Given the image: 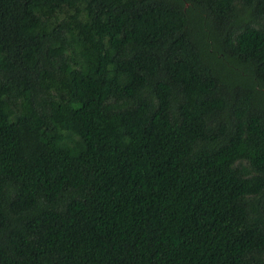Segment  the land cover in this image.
Here are the masks:
<instances>
[{"label":"trees","instance_id":"obj_1","mask_svg":"<svg viewBox=\"0 0 264 264\" xmlns=\"http://www.w3.org/2000/svg\"><path fill=\"white\" fill-rule=\"evenodd\" d=\"M0 264H264V0H0Z\"/></svg>","mask_w":264,"mask_h":264}]
</instances>
